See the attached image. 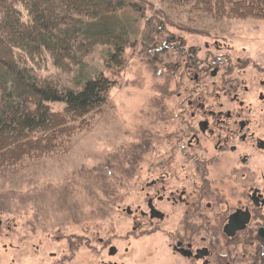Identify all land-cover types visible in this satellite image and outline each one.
<instances>
[{
    "label": "rangeland",
    "instance_id": "374dc122",
    "mask_svg": "<svg viewBox=\"0 0 264 264\" xmlns=\"http://www.w3.org/2000/svg\"><path fill=\"white\" fill-rule=\"evenodd\" d=\"M121 1L106 19L127 33L121 68L108 69L107 47L98 45L71 72L57 71L49 59L36 71L73 88L98 73L115 83L101 113L65 150L0 168V264H165L146 235L131 236V216L123 211L135 201L136 164L148 157L163 66L174 60L165 39L181 36L185 47H197L209 35L226 36L236 49L264 59V18L213 17L162 0ZM102 238L111 239L114 256L98 243Z\"/></svg>",
    "mask_w": 264,
    "mask_h": 264
},
{
    "label": "flooded vegetation",
    "instance_id": "af4514ba",
    "mask_svg": "<svg viewBox=\"0 0 264 264\" xmlns=\"http://www.w3.org/2000/svg\"><path fill=\"white\" fill-rule=\"evenodd\" d=\"M210 36L165 39L174 60L123 211L165 264H264V59Z\"/></svg>",
    "mask_w": 264,
    "mask_h": 264
},
{
    "label": "trees",
    "instance_id": "16d2710c",
    "mask_svg": "<svg viewBox=\"0 0 264 264\" xmlns=\"http://www.w3.org/2000/svg\"><path fill=\"white\" fill-rule=\"evenodd\" d=\"M221 18H264V0H162ZM121 0H0V168L55 156L107 103L115 81L103 73L75 88L36 73L49 59L68 73L100 45L121 68L127 33L106 22ZM53 104L61 105L55 110Z\"/></svg>",
    "mask_w": 264,
    "mask_h": 264
}]
</instances>
